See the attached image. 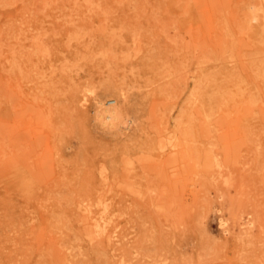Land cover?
Wrapping results in <instances>:
<instances>
[{
	"label": "rangeland",
	"instance_id": "obj_1",
	"mask_svg": "<svg viewBox=\"0 0 264 264\" xmlns=\"http://www.w3.org/2000/svg\"><path fill=\"white\" fill-rule=\"evenodd\" d=\"M263 6L0 0V264H264Z\"/></svg>",
	"mask_w": 264,
	"mask_h": 264
},
{
	"label": "bare ground",
	"instance_id": "obj_2",
	"mask_svg": "<svg viewBox=\"0 0 264 264\" xmlns=\"http://www.w3.org/2000/svg\"><path fill=\"white\" fill-rule=\"evenodd\" d=\"M264 4V0H261ZM263 28H262V33L264 35V6H263ZM121 94L124 97V92H121ZM99 103V108L97 110V117L101 120V123L108 127V128H113L115 127L117 130L120 132L123 129L128 128V123L123 121L121 118V111L118 108V105L115 103V99H108L103 101L98 100ZM95 226H100L101 223L98 221L95 222ZM220 224L222 226V230L227 232L228 231V226L226 225V222L224 219L220 218ZM104 227V225H103Z\"/></svg>",
	"mask_w": 264,
	"mask_h": 264
}]
</instances>
